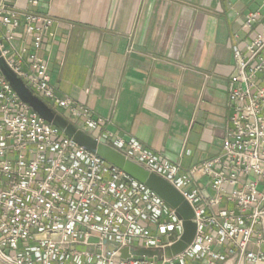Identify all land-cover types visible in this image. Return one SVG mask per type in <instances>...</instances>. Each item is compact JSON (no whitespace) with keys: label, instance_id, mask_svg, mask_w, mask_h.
<instances>
[{"label":"built area","instance_id":"1","mask_svg":"<svg viewBox=\"0 0 264 264\" xmlns=\"http://www.w3.org/2000/svg\"><path fill=\"white\" fill-rule=\"evenodd\" d=\"M260 20L249 13L243 28ZM53 25L48 14L0 0V59L82 131L167 181L191 207L195 234L182 252L165 256L183 234L175 211L39 118L0 74V264H264V25L233 48L220 153L186 169L108 132L106 120L77 111L51 85L41 50ZM138 249L157 255L134 259Z\"/></svg>","mask_w":264,"mask_h":264},{"label":"crops","instance_id":"2","mask_svg":"<svg viewBox=\"0 0 264 264\" xmlns=\"http://www.w3.org/2000/svg\"><path fill=\"white\" fill-rule=\"evenodd\" d=\"M7 1L54 19L41 56L77 111L183 169L220 153L233 48L264 25V0ZM249 13L260 23L243 28Z\"/></svg>","mask_w":264,"mask_h":264},{"label":"water","instance_id":"3","mask_svg":"<svg viewBox=\"0 0 264 264\" xmlns=\"http://www.w3.org/2000/svg\"><path fill=\"white\" fill-rule=\"evenodd\" d=\"M0 74L9 83L20 100L25 103L32 112L36 113L39 118L60 130L66 137L72 139L89 153L100 157L103 161L121 170L130 178L145 185L175 211L176 217L183 222V234L179 241L165 249V256L171 257L176 255L190 244L195 234V224L191 221L193 211L179 192L167 181L126 159L122 154L106 145L103 139L93 138L91 135L82 131L78 126L68 121V119L63 117L55 109L48 106L40 97L34 95L1 59ZM131 253L134 259H140L144 256L149 258L157 255L156 251L141 249L134 250ZM120 254L123 259L129 257L127 249H121Z\"/></svg>","mask_w":264,"mask_h":264},{"label":"rangeland","instance_id":"4","mask_svg":"<svg viewBox=\"0 0 264 264\" xmlns=\"http://www.w3.org/2000/svg\"><path fill=\"white\" fill-rule=\"evenodd\" d=\"M56 111L58 112V109ZM59 112H60V110H59Z\"/></svg>","mask_w":264,"mask_h":264}]
</instances>
